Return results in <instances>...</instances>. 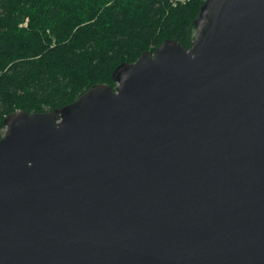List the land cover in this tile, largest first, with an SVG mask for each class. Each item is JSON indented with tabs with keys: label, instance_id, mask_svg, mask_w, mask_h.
Returning <instances> with one entry per match:
<instances>
[{
	"label": "water",
	"instance_id": "water-1",
	"mask_svg": "<svg viewBox=\"0 0 264 264\" xmlns=\"http://www.w3.org/2000/svg\"><path fill=\"white\" fill-rule=\"evenodd\" d=\"M0 138V264H264V0H206Z\"/></svg>",
	"mask_w": 264,
	"mask_h": 264
},
{
	"label": "trees",
	"instance_id": "trees-1",
	"mask_svg": "<svg viewBox=\"0 0 264 264\" xmlns=\"http://www.w3.org/2000/svg\"><path fill=\"white\" fill-rule=\"evenodd\" d=\"M206 0H0V138L6 115L62 108L165 40L189 49Z\"/></svg>",
	"mask_w": 264,
	"mask_h": 264
},
{
	"label": "built area",
	"instance_id": "built-area-1",
	"mask_svg": "<svg viewBox=\"0 0 264 264\" xmlns=\"http://www.w3.org/2000/svg\"><path fill=\"white\" fill-rule=\"evenodd\" d=\"M173 6H177L179 4H185L189 0H168Z\"/></svg>",
	"mask_w": 264,
	"mask_h": 264
}]
</instances>
